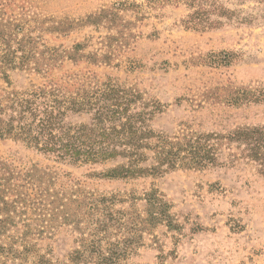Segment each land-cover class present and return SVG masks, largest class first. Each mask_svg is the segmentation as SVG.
Wrapping results in <instances>:
<instances>
[{
	"label": "rangeland",
	"instance_id": "374dc122",
	"mask_svg": "<svg viewBox=\"0 0 264 264\" xmlns=\"http://www.w3.org/2000/svg\"><path fill=\"white\" fill-rule=\"evenodd\" d=\"M0 1L9 15L33 18L46 47L70 54L82 44L83 54L111 58L108 64L64 58L47 78L22 71L5 78L0 71V104L8 93L49 83L75 90L85 77L112 82L136 94L135 111L162 106L147 121L150 130L184 147L199 139L216 163L200 169L179 163L159 177L113 180L103 174L125 160L72 165L12 139L0 140L2 160L117 196L114 212L134 228L120 231L117 223L113 230L130 250L121 264H264V155L256 157L252 143L264 141V0ZM105 11V19L88 22ZM197 12L200 19L188 24ZM91 122L88 112L65 118L70 125ZM244 130L247 136H237ZM154 141L141 149L148 158L142 166L154 161ZM151 197L166 205L155 208ZM41 247L69 264V229Z\"/></svg>",
	"mask_w": 264,
	"mask_h": 264
},
{
	"label": "trees",
	"instance_id": "16d2710c",
	"mask_svg": "<svg viewBox=\"0 0 264 264\" xmlns=\"http://www.w3.org/2000/svg\"><path fill=\"white\" fill-rule=\"evenodd\" d=\"M106 14L90 16L88 22L95 25ZM200 17V12L193 14L188 24ZM30 19L9 15L0 1V71L5 78L9 71L47 78L64 58L110 63L109 56L100 59L97 54H83L82 44L75 45L70 54L46 47L44 30L34 28ZM137 99L132 91L92 77L80 79L75 90L49 83L11 92L0 104V140L22 142L72 165L125 160L103 174L113 180L159 177L178 168L179 163L191 169L216 163L214 153L201 140L191 145V139L184 147L179 138L150 130L147 121L160 114L162 106L152 103L149 111L148 106L135 111ZM83 112L92 114L90 124H65L68 114ZM241 135L247 136L246 130L237 136ZM150 141L156 143L154 161L151 166H142L148 158L141 149L149 147ZM252 143L256 157L263 156L264 141L255 139ZM59 178L37 166L20 169L0 157V264H62L41 244L54 240L63 228L69 229L74 244L69 264H121L130 250L124 249L125 240L112 238L113 230L117 223L120 231L134 228L129 229L122 220V212H114L118 197L97 196L80 183L63 184ZM151 202L155 208L166 205L155 197Z\"/></svg>",
	"mask_w": 264,
	"mask_h": 264
}]
</instances>
